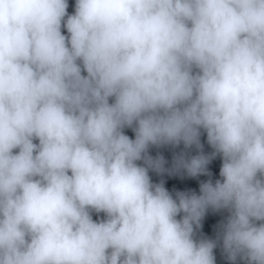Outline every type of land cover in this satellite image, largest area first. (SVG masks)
<instances>
[{"label": "clouds", "instance_id": "obj_1", "mask_svg": "<svg viewBox=\"0 0 264 264\" xmlns=\"http://www.w3.org/2000/svg\"><path fill=\"white\" fill-rule=\"evenodd\" d=\"M68 7L0 0V264H264V0Z\"/></svg>", "mask_w": 264, "mask_h": 264}, {"label": "water", "instance_id": "obj_2", "mask_svg": "<svg viewBox=\"0 0 264 264\" xmlns=\"http://www.w3.org/2000/svg\"><path fill=\"white\" fill-rule=\"evenodd\" d=\"M227 216V212L213 213L212 211L204 218L201 232L208 238H215L217 225ZM216 264H229L218 247L214 250Z\"/></svg>", "mask_w": 264, "mask_h": 264}]
</instances>
